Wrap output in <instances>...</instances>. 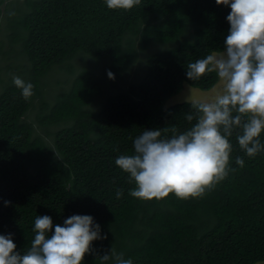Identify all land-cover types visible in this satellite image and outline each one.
<instances>
[{
	"label": "trees",
	"instance_id": "16d2710c",
	"mask_svg": "<svg viewBox=\"0 0 264 264\" xmlns=\"http://www.w3.org/2000/svg\"><path fill=\"white\" fill-rule=\"evenodd\" d=\"M22 4L7 13L3 53L24 57L22 80L33 84L34 95L25 100L12 79L0 85V235L11 234L23 254L36 216H50L54 232L72 215H90L107 239L93 241L82 264H102L98 257L112 248L133 264L264 262V150L248 157L240 129L228 137V175L199 198H134L135 183L115 164L134 153L144 130L171 137L173 128L180 134L196 123L186 119L195 112L192 101L164 103L184 83L204 90L217 83L215 72L189 80L187 66L222 51L230 7L216 0H141L131 10L109 9L105 0ZM79 51L96 63L81 65ZM139 60L144 72L127 79ZM57 66L65 76L52 82L60 87L48 101L46 79ZM259 139L264 145V131Z\"/></svg>",
	"mask_w": 264,
	"mask_h": 264
},
{
	"label": "clouds",
	"instance_id": "9594fccd",
	"mask_svg": "<svg viewBox=\"0 0 264 264\" xmlns=\"http://www.w3.org/2000/svg\"><path fill=\"white\" fill-rule=\"evenodd\" d=\"M109 9L131 10L141 0H105ZM230 7V25L221 52L188 63L186 77L195 82L215 72L219 90L210 101H192L194 114L187 121L196 123L183 133L162 138V130H144L135 138L132 155H120L115 164L128 174L135 188L129 194L142 200L199 198L206 190L224 180L229 172L232 146L228 137L235 129L239 147L250 158L264 150L259 139L264 131V0H216ZM109 79L114 74L107 73ZM13 84L22 90L25 100L33 93V84L13 75ZM235 113V115H234ZM167 131V129H163ZM244 167V160L236 157ZM234 171V169H232ZM117 199L123 195L117 190ZM9 202H6V204ZM53 229L52 218L36 216L34 239L26 253L16 251L11 234L0 235V264H82L93 251L92 242L101 236L100 225L90 215H72ZM51 233V235H49ZM102 264H133L123 253L111 249L98 257Z\"/></svg>",
	"mask_w": 264,
	"mask_h": 264
},
{
	"label": "rangeland",
	"instance_id": "374dc122",
	"mask_svg": "<svg viewBox=\"0 0 264 264\" xmlns=\"http://www.w3.org/2000/svg\"><path fill=\"white\" fill-rule=\"evenodd\" d=\"M22 1L23 0H5L1 6L2 11L0 14V85L3 82H5L6 80L12 79L13 75L19 76L21 79L25 78L27 75L26 72L23 71L22 67L20 66V63L22 65V62L24 61L23 56H19L18 58H15L13 56H8V54L5 55L3 53L4 50H6L7 46H8L7 41H6V39H7L6 34L8 33V31L5 28V25L7 24V22H6L7 13L9 11V9L13 6V4H16L18 6H22L23 5ZM7 28H8V24H7ZM78 53H80V55H78V56L81 59L82 64H81L80 59L76 57V59L71 60L75 64V67L79 66L80 64L83 65V63L84 64L96 63L91 55L83 53L81 51H79ZM216 53H219V52H216ZM82 54H85V56H82ZM11 55H13V54H11ZM7 65H10L9 70H7ZM134 65H136V64H134ZM58 67H59V69H56V70L54 69V71L49 74L48 79H46V86L44 88L43 95L45 96V98L48 101L51 100L53 91L57 90L60 87V86H57L56 88H54L55 87L54 84H57L58 80H60L61 77L65 76V74H64L65 71L62 70V69H64L63 66L62 67L57 66V68ZM60 68H62V69L60 70ZM24 69H26V67H24ZM144 69H145V63L139 60V63H137L136 66H133L130 69V71L128 72V74L126 73L124 75L127 76V79L133 78V75L135 78H137V76L139 78L141 76V74L144 72ZM60 82H61V80H60ZM219 87H220L219 80L217 81V83L213 87H211L210 89H207V90L200 89V88H197V87H194V86H191L189 84L184 83L181 90H179L177 93L168 97L165 100L164 104L165 105H171V104H175V103L183 102V101H201V102L210 101L216 95V91H214V89L219 90ZM99 104H100V102L97 99L94 102L93 106L98 107ZM35 112H36V109L32 108L27 114V119L28 120H34ZM34 125L38 126L37 123H35ZM51 128L53 129V127H51ZM37 130H41V129L37 128ZM257 264H264V262H260Z\"/></svg>",
	"mask_w": 264,
	"mask_h": 264
}]
</instances>
